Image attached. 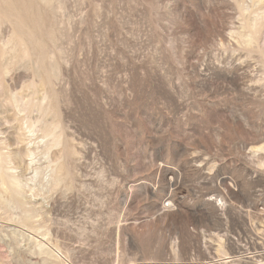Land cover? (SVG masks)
<instances>
[{
    "label": "rangeland",
    "instance_id": "rangeland-1",
    "mask_svg": "<svg viewBox=\"0 0 264 264\" xmlns=\"http://www.w3.org/2000/svg\"><path fill=\"white\" fill-rule=\"evenodd\" d=\"M0 148V264H264V0H0Z\"/></svg>",
    "mask_w": 264,
    "mask_h": 264
},
{
    "label": "bare ground",
    "instance_id": "bare-ground-1",
    "mask_svg": "<svg viewBox=\"0 0 264 264\" xmlns=\"http://www.w3.org/2000/svg\"><path fill=\"white\" fill-rule=\"evenodd\" d=\"M248 7H250L249 5H248ZM247 8V7H246ZM251 8V7H250ZM249 9V8H248ZM244 11H246L245 9H244ZM247 11H249V10H247ZM14 128V127H13ZM12 128V129H13ZM28 129V128H27ZM33 130V129H32ZM45 130V129H44ZM3 132L2 133H4L5 134V132H6V130H2ZM14 131V130H13ZM35 132V131H34ZM16 134V133H15ZM55 139H53L52 140V145H53V147L54 146H57V145H59V141H58V138H56V137H54ZM12 141V140H11ZM9 142V141H8ZM20 142V141H19ZM13 143H14V141H13ZM42 143V142H41ZM11 146H12V144H11ZM39 147H40V143H39V145H38ZM38 147V148H39ZM46 148V147H45ZM48 148V147H47ZM17 151L16 150H13V149H11V154H14V153H16ZM18 153V152H17ZM35 154V153H34ZM34 154H33V152L32 151H25V154L23 155V156H21V155H19V154H15L16 156H17V158H20V160H19V163L21 164V163H23L24 161H25V159L27 158V157H32V155L34 156ZM1 157H2V159H1ZM11 157V156H10ZM9 157V158H10ZM0 159H1V161H2V164L0 165V167H1V169L4 167V168H6V163H7V159H6V155L4 154V153H2L1 152V148H0ZM9 161H10V159H9ZM33 162V161H32ZM4 172V171H3ZM49 177V176H48ZM49 179V178H48ZM52 180V179H51ZM4 184H5V182H4ZM31 214V213H30ZM29 215V214H28ZM45 224V223H44Z\"/></svg>",
    "mask_w": 264,
    "mask_h": 264
}]
</instances>
